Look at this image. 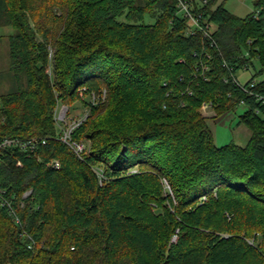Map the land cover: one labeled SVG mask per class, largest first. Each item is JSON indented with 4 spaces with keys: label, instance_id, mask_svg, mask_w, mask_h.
I'll return each mask as SVG.
<instances>
[{
    "label": "trees",
    "instance_id": "1",
    "mask_svg": "<svg viewBox=\"0 0 264 264\" xmlns=\"http://www.w3.org/2000/svg\"><path fill=\"white\" fill-rule=\"evenodd\" d=\"M215 3L210 38L177 0H0V139L48 140L0 149L20 218L0 203V264H264V0L245 17ZM253 60L248 92L234 79ZM204 102L245 105L248 143L218 146ZM78 103L82 156L55 117Z\"/></svg>",
    "mask_w": 264,
    "mask_h": 264
},
{
    "label": "built area",
    "instance_id": "2",
    "mask_svg": "<svg viewBox=\"0 0 264 264\" xmlns=\"http://www.w3.org/2000/svg\"><path fill=\"white\" fill-rule=\"evenodd\" d=\"M210 0H177L178 12L186 17L189 21V26L187 32L189 35H196L198 32L202 31L205 36L212 38L213 31L215 29L214 24L209 20L207 16L204 15L203 8L209 4ZM215 43V41H214ZM237 84L249 92V88L244 84H241L237 78L234 79ZM257 80L250 83V86L255 87L257 85ZM252 94V91L250 92ZM258 95V94H257ZM260 99L264 100V95H258ZM105 97V96H104ZM244 103V101H242ZM63 106V105H62ZM60 106L57 110L56 119L61 127V134L59 140L68 144L74 152L82 156V153L86 149V144L84 142L76 141L73 139V132L77 127L86 119L87 113L83 116L72 120L68 117L69 108L68 106ZM211 102H204L202 105V113L204 116H216L215 110ZM204 110V112H203ZM205 111L207 113H205ZM71 121H70V120ZM48 140L46 138L32 137L28 139H22L18 137H5L0 139V149L8 147H17L21 150L37 152L41 145H46ZM21 162H19L20 164ZM48 166L54 169L61 168L62 164L60 159L52 158L48 161ZM32 189L27 190L23 197L26 198L32 193ZM0 203L2 206H6L10 211L17 217V222H20V218L16 213V209L12 202L6 197H4V191L0 189ZM24 204L22 203V206Z\"/></svg>",
    "mask_w": 264,
    "mask_h": 264
},
{
    "label": "rangeland",
    "instance_id": "3",
    "mask_svg": "<svg viewBox=\"0 0 264 264\" xmlns=\"http://www.w3.org/2000/svg\"><path fill=\"white\" fill-rule=\"evenodd\" d=\"M254 1L255 0H216L214 6L223 3L225 8L229 10L231 13L240 17H245L249 13L256 10ZM12 30L13 29L10 26H6L0 30V34L3 35V37L0 39V70L8 66L7 34L10 33ZM253 61L255 63V66L250 65L248 68H243L237 72L236 77L241 84H245L246 82H248L252 78V76L256 74V72L261 68V64L257 60H253ZM9 85L10 83L8 82V80L1 81L0 92L8 91ZM60 106H62V104ZM245 109H246L245 105H241L235 111L225 112L221 114L219 117L205 116L206 118H208V123L211 126L215 137V143L218 146L225 145L231 142L237 143L239 145H246L248 143L251 136V131L244 123L241 124L238 123L239 116L245 111ZM214 110L215 113L217 114L215 108ZM87 111L88 110L84 108V106L78 103L76 107L71 109V111L68 114V117L74 120L76 118L81 117V115L86 113ZM201 112H202V107H201ZM205 113L207 112L205 111ZM56 116L57 114L55 115V117Z\"/></svg>",
    "mask_w": 264,
    "mask_h": 264
}]
</instances>
